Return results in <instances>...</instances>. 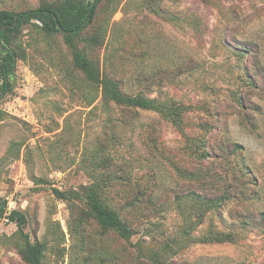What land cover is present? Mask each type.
I'll return each instance as SVG.
<instances>
[{
  "label": "rangeland",
  "instance_id": "rangeland-1",
  "mask_svg": "<svg viewBox=\"0 0 264 264\" xmlns=\"http://www.w3.org/2000/svg\"><path fill=\"white\" fill-rule=\"evenodd\" d=\"M48 1L0 0V10ZM147 1L101 11L83 35L103 23L89 54L127 94L184 105L181 123L104 103L63 35L27 24L0 99V196L26 214L44 264H264V0ZM97 179L130 240L54 191ZM210 229L234 240L193 242ZM18 231L0 220V264H27Z\"/></svg>",
  "mask_w": 264,
  "mask_h": 264
},
{
  "label": "trees",
  "instance_id": "trees-1",
  "mask_svg": "<svg viewBox=\"0 0 264 264\" xmlns=\"http://www.w3.org/2000/svg\"><path fill=\"white\" fill-rule=\"evenodd\" d=\"M122 0H54L44 2L36 8L15 11L0 10V99L2 94L11 89L9 76L14 72L19 54L18 37L23 27L30 23L39 26L47 34L60 33L70 48L76 68L82 72L87 82L100 90L106 104L127 109L155 110L162 113L167 119L180 124L184 105L167 103L155 97H148L143 92L127 94L117 80L105 72L98 60L89 54V49L102 45L104 42L103 23L96 27V33L84 36L83 31L96 22L101 11L114 12ZM147 1V0H145ZM156 0L145 2V7L154 4ZM155 12L156 7L151 8ZM38 22V23H37ZM61 26V28L59 27ZM82 43L83 46L80 45ZM185 70L184 62L179 66V73ZM141 82V78L138 79ZM94 102V101H91ZM244 107V104H242ZM249 121H251L249 119ZM105 181H96L84 185L81 190H60L55 188V194L62 199L82 198L86 202V214L97 221L104 231H115L120 237L130 240L134 235L133 229L122 218L121 214L113 209L102 198V193L108 185ZM8 200L0 196V220L9 219L19 225V251L27 264H44L45 244L31 240L23 225L27 222L26 214L18 209L9 210ZM264 215V211H262ZM233 233H225L210 229L205 235L196 237L193 242H226L233 241ZM163 263L160 257L151 256L144 264ZM164 264V263H163ZM168 264H174L168 262Z\"/></svg>",
  "mask_w": 264,
  "mask_h": 264
},
{
  "label": "water",
  "instance_id": "water-1",
  "mask_svg": "<svg viewBox=\"0 0 264 264\" xmlns=\"http://www.w3.org/2000/svg\"><path fill=\"white\" fill-rule=\"evenodd\" d=\"M59 27L61 28V26L59 25ZM0 46L3 47V42L0 40ZM16 70V67L14 68V71Z\"/></svg>",
  "mask_w": 264,
  "mask_h": 264
},
{
  "label": "built area",
  "instance_id": "built-area-1",
  "mask_svg": "<svg viewBox=\"0 0 264 264\" xmlns=\"http://www.w3.org/2000/svg\"><path fill=\"white\" fill-rule=\"evenodd\" d=\"M8 208H9V206H8Z\"/></svg>",
  "mask_w": 264,
  "mask_h": 264
}]
</instances>
